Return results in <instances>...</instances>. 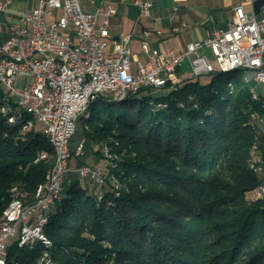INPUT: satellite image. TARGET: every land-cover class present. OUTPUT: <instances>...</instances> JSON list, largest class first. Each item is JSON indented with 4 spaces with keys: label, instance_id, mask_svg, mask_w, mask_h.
<instances>
[{
    "label": "trees",
    "instance_id": "obj_1",
    "mask_svg": "<svg viewBox=\"0 0 264 264\" xmlns=\"http://www.w3.org/2000/svg\"><path fill=\"white\" fill-rule=\"evenodd\" d=\"M242 70L184 79L162 97L143 88L91 102L77 128L87 126L85 148L108 179L99 193L64 182L44 228L52 264H264V197L246 198L264 183L253 166L258 151L264 160V128L251 119L264 99ZM31 117H0V222L12 190L33 203L54 162L40 129L23 131ZM40 254L9 240L6 264H40Z\"/></svg>",
    "mask_w": 264,
    "mask_h": 264
},
{
    "label": "built area",
    "instance_id": "obj_2",
    "mask_svg": "<svg viewBox=\"0 0 264 264\" xmlns=\"http://www.w3.org/2000/svg\"><path fill=\"white\" fill-rule=\"evenodd\" d=\"M13 1L0 0V17L7 33L0 40V82L10 88L9 98L16 99V106L3 111L14 112L16 116L31 112L38 117V127L51 130L54 139L60 142L61 158L51 176H46V186L37 203L15 204L7 211L0 226V261L10 239L16 238L19 246L27 247L33 236H47L44 219L60 197L70 160L85 153L84 139L74 148L71 140L81 106H88L90 94L124 97L143 88L179 86L183 81L179 70L186 60L193 76L209 74L216 69L200 53L204 47L211 48L218 68L244 64L257 82L264 84V18L247 13L242 7L230 10L226 27L215 26L207 39L189 43L183 52L156 48L152 38L161 36L162 31L144 29L141 40L144 58L133 65L134 32L122 33L118 38L111 33L110 18L117 14L119 2L107 1L92 13L82 9L80 0H38L31 11H12ZM133 3L139 16L151 15L153 0ZM181 24L186 26L185 22ZM68 28L73 32H66ZM172 31L178 28L172 27ZM254 91L258 98L259 93ZM105 163L92 166L82 162L77 172L82 178L105 184L108 179V175H102ZM256 164L264 173L259 151ZM253 197L255 200L264 197V183L253 189ZM52 262L53 258L41 251L39 263Z\"/></svg>",
    "mask_w": 264,
    "mask_h": 264
},
{
    "label": "crops",
    "instance_id": "obj_3",
    "mask_svg": "<svg viewBox=\"0 0 264 264\" xmlns=\"http://www.w3.org/2000/svg\"><path fill=\"white\" fill-rule=\"evenodd\" d=\"M107 1H117L120 4L117 14L110 18L112 37L118 38L122 33L134 32L132 52L133 50L142 52L141 40L143 38V30L146 28L160 29L162 31L161 36L154 35L152 38V43L156 48L160 50L171 48L178 52H183L189 43L207 39L215 26L226 27L230 20V10L234 7H242L245 12L264 18V0H153L154 5L149 17L139 16L138 10L133 3L134 0L125 2L121 0H80V4L84 11L94 13L100 6L105 5ZM37 3L38 0H14L11 10L31 11L36 8ZM174 7L178 9L174 10ZM171 17H173V20ZM101 20L102 18H99V22ZM182 22H185L186 26H183ZM172 27H177L178 31H172ZM71 32H73V29ZM6 37L5 26L3 25L2 17H0V38ZM207 49L211 48L204 47L200 50V53L207 56L205 53ZM143 58L142 55V58L136 60L134 64ZM242 73L252 81L253 91L256 90L264 99V84L257 82L252 71L245 70ZM180 77L184 80L182 76ZM83 130H85L84 127H80L81 133ZM81 133L79 138L73 136L71 148H74L83 139ZM82 162L94 166L103 163V159L96 156L89 147L85 148V153L82 157H78L74 170L71 169L70 160V169L65 176L64 182L68 179H73L71 178L72 173H78L77 168ZM89 180L92 181L91 179Z\"/></svg>",
    "mask_w": 264,
    "mask_h": 264
},
{
    "label": "bare ground",
    "instance_id": "obj_4",
    "mask_svg": "<svg viewBox=\"0 0 264 264\" xmlns=\"http://www.w3.org/2000/svg\"><path fill=\"white\" fill-rule=\"evenodd\" d=\"M0 40H2V38H0ZM240 69H244V70H248L247 66H245L244 64H229L227 66L221 67L219 68V71H223V72H232V71H236V70H240ZM211 71L210 73L215 72ZM2 85L4 87H2ZM0 94H4L2 97L1 102H0V117L3 119H6L7 123L9 125L16 123L17 119H21V116H16V114H14V112H5L3 110H5L6 108H8V106H16V99L14 98H9L10 97V88L8 86H5V84L0 82ZM104 93H94V94H90V99L88 101V106H81V115H84L88 112L89 106L91 104V102H93L94 100L98 99V98H102L104 97ZM253 95L255 98V91H253ZM128 95L124 96V97H109V100L112 101H122L124 99L127 98ZM29 115H32L31 112H25ZM29 119V118H28ZM251 119H253L254 122H256L259 125H264V114H257V113H252L251 114ZM262 119V120H261ZM38 127V117L33 116V118L31 117V120H27L23 126L22 129L23 131L26 130H30L33 129L34 127ZM40 129V131L45 135V137H47L49 139V142L52 145V148L54 150L55 153V158H54V162L53 165L50 167V169L47 171L46 176H51V172L54 169L55 166H57L59 159L61 158V147H60V142H58L57 140L54 139L51 130L48 129H43V127H38ZM109 147V146H108ZM106 145L103 147V154L104 155H111L109 148ZM46 154H42L40 156V158L45 157ZM39 158V159H40ZM254 161L255 163L253 164V166L257 167L258 171H261V167L258 164V166L256 165L257 162V153L254 156ZM107 167V163H105V165L102 168V175H104L103 169ZM108 168V167H107ZM107 175V174H106ZM46 176L44 181L39 184V186L36 189L35 192V201L33 203H37L40 197V192L45 188L46 186ZM18 189V188H17ZM16 188L14 189L16 196L13 198V200L9 203L8 207L5 209L4 214H3V219L0 222V226L2 223H4V219H5V215L7 213V211L10 209V207H13L15 204L16 205H26L28 203H26L24 201V195L22 193H19V189L17 190ZM253 194V190L251 191ZM32 203V202H31ZM49 217L50 214L48 216L47 219H44V228L47 225L48 221H49ZM45 231V230H44ZM7 247H8V242L5 244V249L3 250V257L2 260L0 261V264H6V258H7ZM28 248L33 249L35 247H40L41 251L45 252V255H47V257L52 258V254H51V249L53 247V242L52 240L48 237V236H33L30 240V243L27 245Z\"/></svg>",
    "mask_w": 264,
    "mask_h": 264
},
{
    "label": "rangeland",
    "instance_id": "obj_5",
    "mask_svg": "<svg viewBox=\"0 0 264 264\" xmlns=\"http://www.w3.org/2000/svg\"><path fill=\"white\" fill-rule=\"evenodd\" d=\"M66 32H71L72 29L71 28H68L65 30ZM205 53L207 54L208 56V59L213 63V65L215 66V69L216 71H219V68H218V65H217V62L215 60V56L213 54V52L211 51V49H207L205 51ZM142 52H140L139 50L137 51H134L132 52V64L135 65L134 63L136 62V60L138 59H141L142 58ZM144 57V56H143ZM242 71H245V70H242ZM179 74L180 76H182L184 79H187V78H190V77H193V73L191 71V67H190V64L188 61H185L183 63V65L181 66L180 70H179ZM243 74V73H242ZM209 76H205V75H201V76H197L196 78L199 79V80H206L208 79ZM2 87H4L2 85ZM171 91V88L169 86H166L164 88H152L150 89V91H147L150 92L151 95L153 96H156V97H162V96H165L167 95L169 92ZM101 98V97H100ZM99 99V98H98ZM101 99H107L109 100V95H104V97H102ZM263 128H264V125H261ZM84 129H87V126L84 127ZM80 125H78V128H77V132L75 133V138H79V134H80ZM82 137V136H81ZM78 160V157L77 156H73L72 159H71V169L74 170L75 168V165H76V162ZM71 178H76L80 181L81 184L83 185H87V187H89V191L92 192V193H99L101 191V185L102 184H96L94 181H90L89 179H84V178H81L79 177V174L78 173H72V177ZM115 181V179H113ZM116 182V181H115ZM63 188H65V185L63 186ZM13 191V194H14V190ZM246 198H247V201L248 202H253L255 201L254 197H253V194L252 192H248L246 194ZM45 230V229H44ZM49 237V236H48ZM50 238V237H49ZM14 239L16 238H12L10 239V241H13ZM51 239V238H50ZM52 240V239H51ZM53 241V240H52Z\"/></svg>",
    "mask_w": 264,
    "mask_h": 264
}]
</instances>
